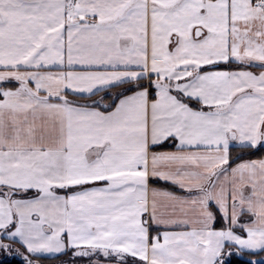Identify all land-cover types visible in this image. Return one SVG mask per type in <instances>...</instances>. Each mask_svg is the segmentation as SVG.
I'll return each mask as SVG.
<instances>
[{
  "label": "snow or ice",
  "instance_id": "obj_1",
  "mask_svg": "<svg viewBox=\"0 0 264 264\" xmlns=\"http://www.w3.org/2000/svg\"><path fill=\"white\" fill-rule=\"evenodd\" d=\"M0 264H264V0H0Z\"/></svg>",
  "mask_w": 264,
  "mask_h": 264
},
{
  "label": "trees",
  "instance_id": "obj_2",
  "mask_svg": "<svg viewBox=\"0 0 264 264\" xmlns=\"http://www.w3.org/2000/svg\"><path fill=\"white\" fill-rule=\"evenodd\" d=\"M3 259V257H0V260H2Z\"/></svg>",
  "mask_w": 264,
  "mask_h": 264
}]
</instances>
